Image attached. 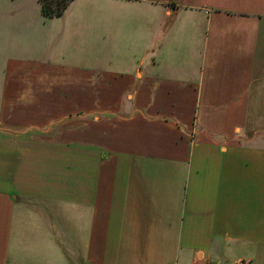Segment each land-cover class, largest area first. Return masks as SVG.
Returning a JSON list of instances; mask_svg holds the SVG:
<instances>
[{
	"label": "crops",
	"instance_id": "obj_1",
	"mask_svg": "<svg viewBox=\"0 0 264 264\" xmlns=\"http://www.w3.org/2000/svg\"><path fill=\"white\" fill-rule=\"evenodd\" d=\"M39 7L0 0V264H264V0Z\"/></svg>",
	"mask_w": 264,
	"mask_h": 264
},
{
	"label": "rangeland",
	"instance_id": "obj_2",
	"mask_svg": "<svg viewBox=\"0 0 264 264\" xmlns=\"http://www.w3.org/2000/svg\"><path fill=\"white\" fill-rule=\"evenodd\" d=\"M32 7H33L32 14H34V20H37V19L38 20H42V17L40 16V7H39V4H38L37 0H32ZM38 27L40 29H42V24H39ZM41 43L42 42H41V39L40 38H35V41H34L35 47H40L41 46ZM39 53H40L39 51H34L33 61H37V60L42 59L43 54L46 53V51L41 52L40 54ZM56 54H57V50L56 51H53V47L51 46L50 49H49V51H48V53H47V57L49 58V60H51L52 62H54L56 64H59V63H60V65L64 64V62H63L64 61V58L58 57ZM17 58L18 59H21V60H24L23 58H27V56H26L25 53H19L17 55ZM0 70H1V63H0ZM1 77H2V74L0 75V78ZM263 125L264 124H262V123H260L259 125H256L255 128H257V129L255 130V133H260V132L264 133V127H263Z\"/></svg>",
	"mask_w": 264,
	"mask_h": 264
},
{
	"label": "trees",
	"instance_id": "obj_3",
	"mask_svg": "<svg viewBox=\"0 0 264 264\" xmlns=\"http://www.w3.org/2000/svg\"><path fill=\"white\" fill-rule=\"evenodd\" d=\"M75 0H38L42 16L46 19L61 18Z\"/></svg>",
	"mask_w": 264,
	"mask_h": 264
},
{
	"label": "built area",
	"instance_id": "obj_4",
	"mask_svg": "<svg viewBox=\"0 0 264 264\" xmlns=\"http://www.w3.org/2000/svg\"><path fill=\"white\" fill-rule=\"evenodd\" d=\"M207 264H253L250 260H237L230 263H222V262H210Z\"/></svg>",
	"mask_w": 264,
	"mask_h": 264
}]
</instances>
